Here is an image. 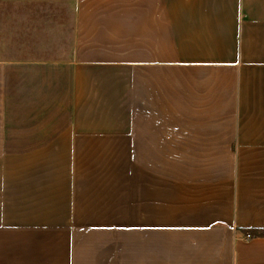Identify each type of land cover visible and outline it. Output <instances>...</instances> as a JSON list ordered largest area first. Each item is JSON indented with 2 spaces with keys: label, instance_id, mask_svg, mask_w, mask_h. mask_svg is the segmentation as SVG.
I'll return each instance as SVG.
<instances>
[{
  "label": "crops",
  "instance_id": "0c3cea01",
  "mask_svg": "<svg viewBox=\"0 0 264 264\" xmlns=\"http://www.w3.org/2000/svg\"><path fill=\"white\" fill-rule=\"evenodd\" d=\"M82 147L137 165L122 219L9 205L0 264H264V0H0V163Z\"/></svg>",
  "mask_w": 264,
  "mask_h": 264
},
{
  "label": "rangeland",
  "instance_id": "374dc122",
  "mask_svg": "<svg viewBox=\"0 0 264 264\" xmlns=\"http://www.w3.org/2000/svg\"><path fill=\"white\" fill-rule=\"evenodd\" d=\"M53 23H58V21H52V26ZM107 74H103V76H107ZM101 81L100 84L92 85L93 88L99 90L95 103L103 108L105 107V111H107L106 107L109 108L114 102L107 99L106 93L110 92L111 89H114L116 93H121L122 90H119L121 85L112 82L106 83V79ZM121 102V100H116L115 104L119 105ZM89 103L90 100L84 103L85 111L79 114L78 122H84L83 124H85L90 123L92 119L94 121L95 117H91L90 112H86ZM112 109L114 110V108ZM121 109L120 106V112ZM111 117L113 116H102L101 118L110 120ZM113 118L114 122L122 123L121 115H114ZM88 148L82 147L81 153L79 148H44L19 153L17 158L3 159L0 163V187L4 190L0 195V214L9 209V205L12 204L21 210V207H26L25 205L30 202L51 203V216L54 219L64 214L54 208V205L65 202L78 204L80 200L92 204L96 203L93 202V199H97V204L94 207L99 208L98 212L97 210L95 212H66V215L77 214L78 219L82 220L90 219L92 216L106 221L121 220L123 195H121L119 189L122 187V168L137 169V165L122 164L121 162H98V158L93 159V157L99 156L100 149ZM103 151L107 155V149ZM72 155L81 156V158L77 159L76 162H70L69 156ZM121 159L118 161H121ZM15 173H17V176ZM7 188H17V190H15L14 195H5L6 192L10 193ZM40 189L48 190L50 195H37V191H40ZM76 191L78 192L77 195H75ZM98 193L100 195H97ZM106 193H108L107 196ZM107 205L111 209L113 208L114 211L104 212L103 208Z\"/></svg>",
  "mask_w": 264,
  "mask_h": 264
},
{
  "label": "built area",
  "instance_id": "2783aa9c",
  "mask_svg": "<svg viewBox=\"0 0 264 264\" xmlns=\"http://www.w3.org/2000/svg\"><path fill=\"white\" fill-rule=\"evenodd\" d=\"M247 237H250V234H248Z\"/></svg>",
  "mask_w": 264,
  "mask_h": 264
}]
</instances>
